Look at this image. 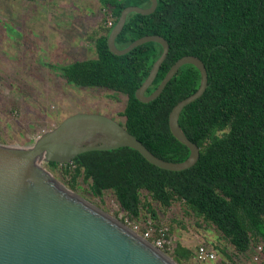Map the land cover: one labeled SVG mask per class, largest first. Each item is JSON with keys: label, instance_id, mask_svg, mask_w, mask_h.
<instances>
[{"label": "trees", "instance_id": "16d2710c", "mask_svg": "<svg viewBox=\"0 0 264 264\" xmlns=\"http://www.w3.org/2000/svg\"><path fill=\"white\" fill-rule=\"evenodd\" d=\"M150 5L151 0H104L112 25L96 40L97 57L58 70L75 86L127 95L122 113L127 130L158 157L183 162L191 151L172 134L169 115L198 90L200 70L192 64L182 66L157 99L144 103L136 91L163 47L149 42L116 55L108 45L125 8ZM147 35H160L170 45L147 95L184 56H197L207 67L206 92L185 107L179 120L201 148L200 159L191 168L171 171L129 147L89 151L66 164V172L74 167L70 186L74 188L83 175L94 196L114 191L121 209L146 223L158 217L154 201L170 207L181 200L245 253L254 241H264V0H158L153 14L128 16L116 43L122 49ZM173 256L182 263L192 252L178 247Z\"/></svg>", "mask_w": 264, "mask_h": 264}, {"label": "water", "instance_id": "95a60500", "mask_svg": "<svg viewBox=\"0 0 264 264\" xmlns=\"http://www.w3.org/2000/svg\"><path fill=\"white\" fill-rule=\"evenodd\" d=\"M158 0L147 8H125L108 37L110 50L125 55L149 42L163 51L147 79L136 91L138 100L157 99L186 64L201 73L198 90L180 101L169 115L172 134L191 151L183 162L155 155L116 119L98 113L79 112L45 132L28 148L0 144V264H178L128 225L99 209L53 178L43 164H70L82 153L129 147L153 165L182 171L194 166L201 148L182 129L179 120L188 105L201 98L209 86L202 59L188 55L179 59L157 89L147 95L168 56L169 42L160 35L141 37L125 48L116 40L132 13L153 14Z\"/></svg>", "mask_w": 264, "mask_h": 264}, {"label": "rangeland", "instance_id": "374dc122", "mask_svg": "<svg viewBox=\"0 0 264 264\" xmlns=\"http://www.w3.org/2000/svg\"><path fill=\"white\" fill-rule=\"evenodd\" d=\"M59 2L65 0H57ZM76 0H71V3ZM94 7L93 12L89 8ZM58 8L62 12L59 17ZM63 8L56 0H0V144L28 148L45 132L57 127L65 118L79 112L107 115L125 121L122 115L128 96L105 88L78 87L68 83L59 68L72 62L97 57L87 35L103 15V8L86 7L82 17L65 21ZM60 12V13H61ZM101 12V14H99ZM107 14V13H106ZM52 17V18H50ZM108 15L106 20L109 21ZM84 20V24L80 23ZM84 40V44H76ZM64 165V166H63ZM43 168L57 181L99 209L126 225L142 228L149 222L169 227L172 249L166 254L174 261L178 247L189 249L192 256L178 264H264V241H254L251 249L239 252L217 227L181 200L170 207L154 201L158 217L148 223L132 219L123 211L112 190L101 197L90 192V182L80 175L72 188L71 172L66 164ZM128 220V221H127ZM147 221V220H146ZM131 228V227H130ZM205 245L215 251L213 261H199L197 251Z\"/></svg>", "mask_w": 264, "mask_h": 264}, {"label": "crops", "instance_id": "0c3cea01", "mask_svg": "<svg viewBox=\"0 0 264 264\" xmlns=\"http://www.w3.org/2000/svg\"><path fill=\"white\" fill-rule=\"evenodd\" d=\"M56 2H57V7L58 6L63 7L65 5L73 7V9H69V8H63L62 9V11L63 10L65 11L63 13L66 16V17H64L66 22L67 21L69 22L72 19V17H73V19L76 17H82L84 15L83 12H87L86 7L95 6L98 9L96 11V13L101 11V9L103 8V12H105V13H103V15L100 16V19L91 28L92 29L91 33H89L87 35V37L89 38L90 45H92V48L96 47L95 46L96 40L105 33L106 27L109 26L111 23V18H109V21H107V22L105 21L106 15H107L106 13H108V12L104 8V0H76V1H73V3H71V0H65V1H61V2L56 0ZM89 10H90L89 12H93L95 10V8L92 7V8H89ZM56 12L58 13L59 17L62 16V12L58 8H56ZM99 14H101V12ZM50 18H52V17H50ZM80 23L84 24V20H80ZM80 43L84 44V40H81V42H79V43L76 42V44H80ZM83 60H86V59H83Z\"/></svg>", "mask_w": 264, "mask_h": 264}, {"label": "built area", "instance_id": "2783aa9c", "mask_svg": "<svg viewBox=\"0 0 264 264\" xmlns=\"http://www.w3.org/2000/svg\"><path fill=\"white\" fill-rule=\"evenodd\" d=\"M110 25H112V22ZM128 224L130 225L129 227H131V229H133L136 233L141 235L159 250L167 253L172 249L173 236L169 227L165 225L157 226L151 222L146 224L143 228L141 226L139 227L138 225H131L130 222H128ZM197 258L202 262L213 261L216 259V253L207 246L202 245L197 251Z\"/></svg>", "mask_w": 264, "mask_h": 264}]
</instances>
